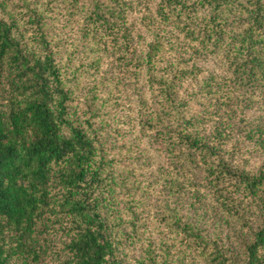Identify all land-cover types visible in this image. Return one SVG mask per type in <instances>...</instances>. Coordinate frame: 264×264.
<instances>
[{"label": "trees", "instance_id": "1", "mask_svg": "<svg viewBox=\"0 0 264 264\" xmlns=\"http://www.w3.org/2000/svg\"><path fill=\"white\" fill-rule=\"evenodd\" d=\"M16 1L6 14L0 0V264H48V251L124 264L123 241L142 243L135 264H264V115L235 120L264 104V0H59L65 55L47 29L58 0ZM107 51L125 72L100 102L106 77L91 79L74 114L76 76ZM208 55L219 73L198 64ZM123 79L141 144L109 130L103 107ZM152 162L158 177L142 180ZM209 201L207 222L196 212Z\"/></svg>", "mask_w": 264, "mask_h": 264}, {"label": "rangeland", "instance_id": "2", "mask_svg": "<svg viewBox=\"0 0 264 264\" xmlns=\"http://www.w3.org/2000/svg\"><path fill=\"white\" fill-rule=\"evenodd\" d=\"M36 3L38 8L44 7L45 3L44 0H31ZM46 1V0H45ZM133 3L137 2V5H139V1L132 0ZM16 0H5L3 9L5 10L4 13H17L16 8L13 6V3H17ZM51 10L49 12V19L47 20V29L49 34H51V37L53 38V41L56 45L57 51H59V54L65 55L66 53L71 51V48L73 47L74 36L72 27L70 26V18L72 16L68 13V11L65 9L64 5L58 0V2L54 1L51 3ZM76 15H74L75 18ZM139 17V14L137 10L131 12V19H136ZM139 24V20L137 18L136 20ZM89 46V45H88ZM87 47V44H84V48ZM84 49L80 50L78 53V56H81V58L87 59L86 52L83 53ZM103 55V63L101 70H96L94 73L90 72V69H85L84 71H81L79 76H76V82L80 83L77 88V91L79 92V100L81 99V105L75 106L72 109V112L75 114H81L84 110L82 102L84 101L86 95H94L93 91L91 92V87L93 86V83L91 79H94L96 82L98 78L102 77L103 75L106 77V82L104 86L101 88L100 92H97L100 96L99 102L103 101L104 99H108L109 96L107 93L112 89V82L115 79H118L121 77V75L125 72L121 67H118L116 63L110 62V59L114 56L111 54V52L107 51L106 53H102ZM77 57V56H76ZM87 61L85 63V66H87ZM198 64L202 67H204L206 70H212L217 73L221 71L220 68H218L217 60L213 58L212 55L204 56L199 61ZM74 73L71 72L70 76H73ZM77 75V74H76ZM93 76L95 78H93ZM129 80L123 79L121 82L119 81V84L117 88H115L114 94L112 95V98L107 102V105H105L103 108L105 109L106 116L111 119V126L109 130L111 133H114L116 135L117 141L113 142L115 144L120 143V139H123L124 141L128 142V144L133 145L141 144L142 142L138 139L135 132H129L131 124L130 119L133 121L134 118V102L132 101V96L127 97L126 91L131 87L129 84ZM255 104L249 105L248 108L242 109V111H238L237 117L235 118L237 125H244L246 122H253L257 117L264 115V104L263 101H261L260 97L257 96L255 98ZM99 106V104H98ZM119 141V142H118ZM119 145V144H118ZM252 155V151H248V154ZM155 159H158L157 153L154 152L153 154ZM259 156L258 158H260ZM260 161L261 159H257ZM144 162V158H141L139 160H135V165H141ZM157 163L152 162V164L144 170V174L140 176V178L143 179H153L155 177H158L157 171ZM137 171V170H136ZM206 194V193H205ZM208 201V200H207ZM214 210H212V203L209 201L207 204L199 209L198 212H196L200 216H204L207 220V222L210 221L211 218L214 217ZM143 215L148 216L145 212H143ZM220 215V214H219ZM219 223V222H218ZM221 223V222H220ZM223 228L226 229L225 222L222 223ZM124 230V229H123ZM63 239V238H62ZM61 234L54 235L50 246L57 247L60 246V243L62 242ZM140 247H142V243L137 242H131V241H123L120 245L119 249V255L122 257L124 264H135L136 257L139 256ZM57 257V254L55 252L51 253L48 251L47 260L49 261L48 264H54L53 259Z\"/></svg>", "mask_w": 264, "mask_h": 264}]
</instances>
